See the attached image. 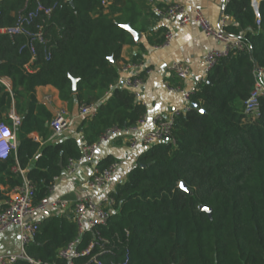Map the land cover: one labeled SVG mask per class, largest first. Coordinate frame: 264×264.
Returning a JSON list of instances; mask_svg holds the SVG:
<instances>
[{
  "label": "trees",
  "instance_id": "obj_1",
  "mask_svg": "<svg viewBox=\"0 0 264 264\" xmlns=\"http://www.w3.org/2000/svg\"><path fill=\"white\" fill-rule=\"evenodd\" d=\"M37 4L51 13L38 11L27 27L41 28L46 41L33 43V61L27 37L0 33V78L11 83L10 92L0 84V122L11 125V110L20 117L16 150L0 162V184L8 191L21 185L12 168L24 170L35 203L49 196L67 162L80 157L77 138L48 143L52 115L38 103L36 88L53 87L70 107L96 106L79 127L87 144L108 129L135 125L146 109L129 88L118 86L122 47L134 43L125 27L146 33L144 20L157 18L139 0H3L0 28L14 27L18 15ZM224 12L234 21L226 32L245 48L221 58L197 84L190 99L197 107L176 117L168 141L137 153L126 181L110 193L106 227L78 237L70 218L47 216L25 247L29 259L67 264L58 251L78 240L79 252L95 245L78 264H95L94 256L110 264L125 255L122 264H264V99L258 119L243 114L255 70H264V0L256 12L251 0H230ZM160 33L151 45L164 42Z\"/></svg>",
  "mask_w": 264,
  "mask_h": 264
},
{
  "label": "built area",
  "instance_id": "obj_2",
  "mask_svg": "<svg viewBox=\"0 0 264 264\" xmlns=\"http://www.w3.org/2000/svg\"><path fill=\"white\" fill-rule=\"evenodd\" d=\"M3 0H0V3ZM188 0H174V2L164 8L155 7L152 13L161 18L174 20L177 22V27H187L189 25H196L200 32L206 37L211 38L217 42L219 47L211 49L203 61V76L214 68L216 63L231 52L242 51L245 46L240 38L232 37L226 32L228 22L231 17L224 14L217 27H213L210 21L202 14L200 10H188L185 8V3ZM230 0H227V3ZM259 0H251V6L257 11ZM43 10L44 14L49 16L51 9H43L40 4H37L33 11L27 13H20L14 27L0 28V33L13 37L14 35H24L28 38L27 48L31 54L32 61L35 58L34 42L44 44L46 41L43 38L41 28L36 32H31L27 27L36 17L38 11ZM257 14V13H256ZM259 25V20L257 21ZM172 34L165 35L164 42L158 46L160 49H165ZM144 68L139 64H128L121 66V72L127 75L122 81L123 85L129 88L143 106L146 102L141 99V88L144 85L146 78L151 74L150 70L144 71V78H140V73ZM170 73L176 79L184 81L188 79L189 68L180 63H171L169 67ZM129 72H132L131 74ZM0 84L6 91L10 92L11 83L7 78H0ZM166 88L169 92L179 93L182 96L184 107L182 109L171 112L168 116H158L152 121L150 128L145 129V116L135 125L126 128H111L102 134L94 143L87 144L83 137H79L80 143V157L76 160H69L64 168L63 174L67 177L72 176L77 167L81 165H92L95 160V153L99 147L115 138H123L129 150L133 153H138L141 150L153 147L160 143H164L170 139L171 129L174 120L179 115L188 111L191 107V97L197 91V85H192L189 88H182L178 85H172L166 82ZM261 99H264V70L257 68L255 70V84L248 99L244 103L243 114L246 119L254 121L260 117L261 114ZM45 102L50 101V97L44 98ZM95 105H82L78 108L79 118H90L95 112ZM11 125L0 122V162L6 161L12 152L16 150V128L20 125V117L14 111L9 115ZM71 119L69 118L65 109H57L53 114L50 122L51 138L59 136L68 130ZM118 162H113L106 168L99 170L94 167L86 185L91 191L100 192L102 194L101 201H96L91 196H85L76 200L69 199H49L48 197L34 201L35 188L28 182L25 176V171L19 168H12V171L19 173L22 177L21 185L7 191H0V234L15 226L19 228V243L20 253L17 255H4L0 251V264H14L17 260H26L29 264H49L38 260H31L25 254V247L29 245L36 236L38 227L41 221L47 217L46 213L50 215H63L70 218L77 227L78 237L85 233H95L100 228L106 227V220L108 217L109 208L114 201L110 197V186L113 178L119 168ZM58 178L54 179L56 182ZM30 220V221H28ZM77 241L69 244L58 251V257L67 264H78L76 260L83 256H88L93 248L94 243H90L86 249L79 252L77 250ZM128 259L125 255L121 261H112L110 264H122ZM91 262L95 264H103L97 260V256L91 258ZM89 264V263H80Z\"/></svg>",
  "mask_w": 264,
  "mask_h": 264
},
{
  "label": "crops",
  "instance_id": "obj_3",
  "mask_svg": "<svg viewBox=\"0 0 264 264\" xmlns=\"http://www.w3.org/2000/svg\"><path fill=\"white\" fill-rule=\"evenodd\" d=\"M139 1L148 5L151 13L155 7L164 8L174 2V0ZM226 4L227 0H188L184 6L188 10H200L210 21L211 25L217 27L221 17L226 14L224 12ZM144 22L147 23L148 31L146 33L137 32L140 35L138 40L130 34L134 43L122 47L120 54L122 62L119 64V67L133 64L132 61L136 58L142 68L151 71L140 91L141 99L146 102L144 106L146 109L144 118L145 129H148L156 117L168 116L171 112L184 107L181 94L169 92L166 88V82L185 89L194 84L197 85L204 79L203 61L205 56L211 49L217 48L219 45L213 39L206 38L196 25L180 28L177 27L176 21L161 17H149ZM232 25H234V21L231 17L227 27ZM159 31H161L160 34L162 35H166L167 33L172 34V39L165 49H160L158 46L149 43V39L155 41V34H158ZM160 34L157 35V38ZM174 62H180L189 68L190 74L188 79L180 81L173 77L169 71V67ZM129 73L131 74L132 72ZM119 75L120 83L129 74L126 75L120 70ZM45 97H50V101L45 102ZM36 99L38 103L50 111L52 116L57 109L62 108L66 110L71 119L68 130L54 138H51L49 127L48 143L62 141L69 137L77 139L82 137L79 127L84 118L77 116L78 107L75 104L70 107L67 103L62 102L58 97L57 90L51 86L36 88ZM11 112L12 110L8 113V117ZM33 136L37 139L36 135ZM136 155L137 153L129 150L123 138H115L99 147L95 153V162L92 165L77 167L75 173L70 177L62 173L60 178L54 183L48 198L76 200L85 196H91L96 201H101L102 194L89 190L86 185L93 168L109 160H114L120 164L110 186V190L114 191L118 185L126 181L128 172L136 164ZM0 191L7 192L8 187L0 184ZM0 251L4 255H17L20 253L18 227L13 226L0 234Z\"/></svg>",
  "mask_w": 264,
  "mask_h": 264
},
{
  "label": "water",
  "instance_id": "obj_4",
  "mask_svg": "<svg viewBox=\"0 0 264 264\" xmlns=\"http://www.w3.org/2000/svg\"><path fill=\"white\" fill-rule=\"evenodd\" d=\"M125 29L136 39V40H138V38H139V34L137 33V32H134L129 26H126L125 27ZM110 62H112V60L110 59ZM123 85V81H121L120 83H119V87H121ZM115 89V87H113L111 90H114ZM72 92L73 93H75L76 92V87H75V81H73V89H72ZM190 107L191 108H196L197 107V105L195 104V103H191L190 104ZM201 113H203V111H201ZM181 185H183V187H181ZM180 188L182 189V190H186V187H185V185L183 184V183H181L180 184ZM200 210L201 211H204V212H206V213H208L209 214V211H208V209H206V208H204V207H200ZM46 215L48 216L49 215V213H46ZM28 221H30V220H28Z\"/></svg>",
  "mask_w": 264,
  "mask_h": 264
},
{
  "label": "snow or ice",
  "instance_id": "obj_5",
  "mask_svg": "<svg viewBox=\"0 0 264 264\" xmlns=\"http://www.w3.org/2000/svg\"><path fill=\"white\" fill-rule=\"evenodd\" d=\"M181 187H183V185H181Z\"/></svg>",
  "mask_w": 264,
  "mask_h": 264
}]
</instances>
